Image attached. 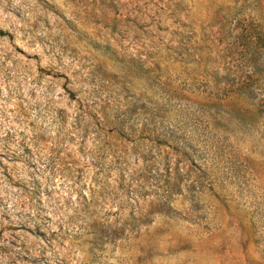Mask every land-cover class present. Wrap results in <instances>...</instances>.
Returning <instances> with one entry per match:
<instances>
[{"label": "rangeland", "instance_id": "rangeland-1", "mask_svg": "<svg viewBox=\"0 0 264 264\" xmlns=\"http://www.w3.org/2000/svg\"><path fill=\"white\" fill-rule=\"evenodd\" d=\"M0 264H264V0H0Z\"/></svg>", "mask_w": 264, "mask_h": 264}]
</instances>
